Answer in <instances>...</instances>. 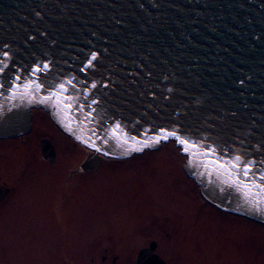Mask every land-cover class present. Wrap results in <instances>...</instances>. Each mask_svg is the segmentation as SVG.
<instances>
[{
	"label": "water",
	"instance_id": "95a60500",
	"mask_svg": "<svg viewBox=\"0 0 264 264\" xmlns=\"http://www.w3.org/2000/svg\"><path fill=\"white\" fill-rule=\"evenodd\" d=\"M0 61V139L43 109L78 173L173 142L204 202L264 225V0H0Z\"/></svg>",
	"mask_w": 264,
	"mask_h": 264
},
{
	"label": "rangeland",
	"instance_id": "374dc122",
	"mask_svg": "<svg viewBox=\"0 0 264 264\" xmlns=\"http://www.w3.org/2000/svg\"><path fill=\"white\" fill-rule=\"evenodd\" d=\"M45 122L38 116L33 120V129L25 136L29 149L19 139L0 141L4 173L20 174L27 169L24 163L32 149L35 154L39 152L41 139L35 143L38 133H46L57 145L59 158L52 165L40 159L31 162L28 176L19 182L38 185L41 194L47 189L46 183L68 184L72 197L68 198L67 211L61 214L68 217L69 226L83 227L84 252L75 243L66 247L60 238L56 252L52 250L47 257L45 253L55 247V228L51 238V228L44 232L37 229L30 237V223H10L6 227L10 238L6 239L9 255L5 264H86L85 247L91 243V233L99 231L95 236L101 238L109 230L103 222L106 216H110V226L116 231L125 227L139 234L143 229L134 226L130 215L146 214V210L156 216L174 217L175 251L180 256L175 264H264V226L219 211L201 200L198 187L182 171L185 158L173 142L127 160H103L96 170L71 177L69 173L77 170L89 152ZM45 200L42 196L43 203ZM79 216L82 218L72 221ZM68 235L73 236L70 232ZM33 256L36 259L32 260Z\"/></svg>",
	"mask_w": 264,
	"mask_h": 264
},
{
	"label": "flooded vegetation",
	"instance_id": "af4514ba",
	"mask_svg": "<svg viewBox=\"0 0 264 264\" xmlns=\"http://www.w3.org/2000/svg\"><path fill=\"white\" fill-rule=\"evenodd\" d=\"M36 116L42 122L47 121V125L51 124L62 136L67 137L55 126L49 114L43 109L31 110L29 133L33 129L32 122ZM38 135L35 143L41 139L39 142V152L36 151L35 154V151L32 149V154L27 157L30 159L24 163L27 169H24L20 174L18 172L4 173L3 152L2 150L0 151V264H5L7 259L5 256L9 255V251H7L9 243L7 244L6 239L10 238V234L7 232L6 227L10 223H30V237L36 234L37 229H41L44 232L46 229L51 228L49 233V238H51L52 229L55 228V247L51 249V252L47 251L45 253L47 257L49 254L56 252L60 238L66 247L73 246L75 243L77 249L82 251V253L84 252L82 246L85 238L83 227L77 225L78 228L75 229L69 226L67 224L69 222L68 217L65 214H61L64 210L65 212L67 211L68 198L72 197V194L68 192L70 189L68 188V184L46 183L47 189L41 194V189L37 187L38 185L19 182L20 179L24 181L25 177L28 176V171L31 170L29 167L31 162L35 163V160L40 159L52 165L59 158L58 147H56L57 145H53L52 141L48 138L49 136L46 133H38ZM25 136L27 134L13 139H0V141L19 139L25 143L23 147L29 149L27 142H25ZM42 143H47L50 146V154L51 158H53L51 162L43 159ZM35 145L37 147V144ZM103 160L115 159L103 158ZM76 171L69 173L70 176L77 177L83 175V173ZM29 177L31 178L32 175ZM42 196L46 197L44 203ZM130 216L134 226L143 230L139 234L137 233L138 230H134L133 232L127 231L125 227H123L122 231H116L115 226H110V216H106L104 219L106 221L103 222H105L104 226L108 227L109 230L101 238L95 236L99 231L91 233L93 234L91 243H88L85 247L87 251V254H84L86 264H138L139 255H141V264H175V261L180 259L179 254L175 251V236L177 234L175 233L174 217L156 216L152 212H147V210L146 214L138 215L135 212V215ZM79 217L71 220L76 221L82 218V216ZM67 232H70L73 236L68 235L67 237ZM52 250L54 251L52 252ZM206 254H209V252H206ZM31 259L34 260L36 258L33 256ZM201 264L206 263L202 262Z\"/></svg>",
	"mask_w": 264,
	"mask_h": 264
},
{
	"label": "snow or ice",
	"instance_id": "6c2138e0",
	"mask_svg": "<svg viewBox=\"0 0 264 264\" xmlns=\"http://www.w3.org/2000/svg\"><path fill=\"white\" fill-rule=\"evenodd\" d=\"M3 55L5 57L8 56V53H3ZM7 65L3 62V61H0V72L4 71V68L6 67ZM47 65H44V68L47 69ZM36 71H40V69H36ZM17 79H20V77H17ZM69 84H71V81H68ZM2 87V86H0ZM65 91V86L63 84L60 85V92L59 93H54L53 95H60L62 96L63 95V92ZM117 128H119V125H117ZM170 135L172 136H176V132L173 131L170 133ZM165 139H167V136L164 137ZM177 139L179 140V142L183 145H186V147L184 148V151L185 152H189V147L187 145H189V141L188 140H182L180 139L179 137H177ZM127 142V141H125ZM190 147L192 149H195L197 147V145L195 143H192L190 145ZM236 160L238 161L239 160V157L236 158ZM231 168L233 170H237V181H239V179L241 178V175L243 177H248L250 175V172H251V168H252V165L251 164H246L244 166V169L242 171V173L238 170L239 169V164L238 163H234L231 165ZM260 181H261V185H258V187H261L262 190H264V173H262L259 177ZM250 185H248L247 181L245 182V187H249Z\"/></svg>",
	"mask_w": 264,
	"mask_h": 264
}]
</instances>
